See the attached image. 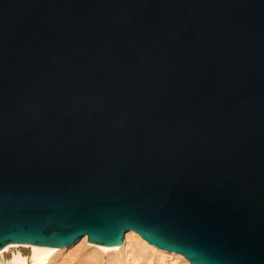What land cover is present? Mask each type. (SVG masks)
<instances>
[{"label":"water","instance_id":"obj_1","mask_svg":"<svg viewBox=\"0 0 264 264\" xmlns=\"http://www.w3.org/2000/svg\"><path fill=\"white\" fill-rule=\"evenodd\" d=\"M264 264V0H0V251Z\"/></svg>","mask_w":264,"mask_h":264},{"label":"rangeland","instance_id":"obj_2","mask_svg":"<svg viewBox=\"0 0 264 264\" xmlns=\"http://www.w3.org/2000/svg\"><path fill=\"white\" fill-rule=\"evenodd\" d=\"M78 243L76 244L79 245ZM142 244L140 242H136L135 240H133L131 241L128 249L121 250L120 252H110V253H102V252L95 253L92 251L91 248L90 251L85 244L84 245L81 244L82 246L80 245L73 246L74 248L73 247L62 248L65 250L57 254V256H55L51 260L50 264H186L183 261V259L181 260L180 258L177 259V257L180 255L174 253H168V252L166 253L174 254L176 257L166 254L162 255L150 249L149 247H147L146 250H144L146 246H144V243ZM148 248L149 250H147ZM88 250L92 254V257L90 256L92 259H88L89 261L87 260V258L89 257L88 253L90 254ZM19 252L22 253V255L24 256H29L30 254V250L25 248H18V249H14L10 253L4 254L2 257H0V261L1 262L11 261L14 255H16ZM127 254L129 257L127 256Z\"/></svg>","mask_w":264,"mask_h":264},{"label":"bare ground","instance_id":"obj_3","mask_svg":"<svg viewBox=\"0 0 264 264\" xmlns=\"http://www.w3.org/2000/svg\"><path fill=\"white\" fill-rule=\"evenodd\" d=\"M124 240H125L124 244L121 247H119V248H108V247L100 246V245H97V244L89 243L88 240H87V237H84L79 243L78 242L77 243L80 246L85 244L89 248V250L91 248L92 251L95 252V253H99V252L110 253V252H120L121 250L128 249L131 241L135 240L136 242H140L141 244L144 243V246H146L144 250H146V248L149 247L150 249H152L155 252L160 253L162 255L166 254V255H170V256L176 257L174 254H168L165 251L156 249L155 247L147 244L145 241H143L141 239V237L139 235H137L133 231H128L126 233V235H125V239ZM76 245H74V246H76ZM79 245H77V246H79ZM144 246H142V247H144ZM18 248H25V249L30 250L29 256H24V255H22V253L19 252L16 255H14V257L12 258L11 261H8V262H1L0 261V264H50L51 260L55 256H57V254H59V253H61V252H63L65 250V249H56V248H48V247H39V246H34V245H26V244H23V245H13L12 244V245L6 247L5 249H3L2 251H0V257H2L4 254L12 252L14 249H18ZM149 248L147 250H149ZM88 255H89V257L87 258V260L88 259H92L91 258L92 257L91 252H90V254L88 253ZM129 255H131V254H129ZM127 256H128V254H127ZM178 258H180V260L183 259V261L186 264H191L189 261H187L186 259L182 258V256L181 257L178 256L177 259ZM174 261H175V259H174Z\"/></svg>","mask_w":264,"mask_h":264}]
</instances>
